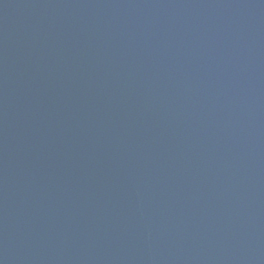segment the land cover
Returning a JSON list of instances; mask_svg holds the SVG:
<instances>
[{
  "label": "water",
  "instance_id": "obj_1",
  "mask_svg": "<svg viewBox=\"0 0 264 264\" xmlns=\"http://www.w3.org/2000/svg\"><path fill=\"white\" fill-rule=\"evenodd\" d=\"M0 264H264V0H0Z\"/></svg>",
  "mask_w": 264,
  "mask_h": 264
}]
</instances>
